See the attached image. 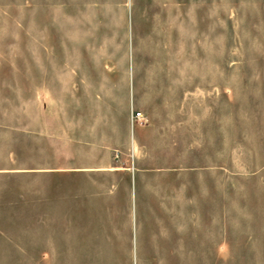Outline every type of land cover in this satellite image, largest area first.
<instances>
[{"label":"rangeland","instance_id":"rangeland-1","mask_svg":"<svg viewBox=\"0 0 264 264\" xmlns=\"http://www.w3.org/2000/svg\"><path fill=\"white\" fill-rule=\"evenodd\" d=\"M0 118L47 133L0 171V264H90L55 246L90 165L142 235L93 264H264V0H0Z\"/></svg>","mask_w":264,"mask_h":264},{"label":"crops","instance_id":"crops-1","mask_svg":"<svg viewBox=\"0 0 264 264\" xmlns=\"http://www.w3.org/2000/svg\"><path fill=\"white\" fill-rule=\"evenodd\" d=\"M21 122V123H20ZM43 122V123H42ZM41 125L44 127L41 128ZM46 123L38 119L37 128L31 125V119L23 118L18 123L10 122L9 119L0 118V153L2 157L8 159L5 161L0 171H22L23 173H40L46 169L41 166L32 165V158H40L41 153H46L47 133ZM62 134V133H61ZM16 153H22V170L14 168L15 158L20 157ZM40 165V162H38ZM61 171L63 168L60 169ZM73 170V168H72ZM103 170L120 172L128 170L126 167L114 166L111 168L90 165V235L85 234L81 224L86 215L76 214L73 209L65 221H70V225H65V235L63 228V215L59 211L57 214V225L55 235L56 252L70 253L72 259L77 254L78 249L86 251L90 243V264H93L92 255L95 253L117 254L128 253L135 254L141 252L142 245L141 226L138 220L137 201L129 199L126 201L124 212L117 203L115 190L117 182L107 180V182H98L95 187V174ZM128 174V172H127ZM123 212V214H122ZM88 222V220H86ZM61 222V225L59 223ZM90 240V242H89Z\"/></svg>","mask_w":264,"mask_h":264}]
</instances>
